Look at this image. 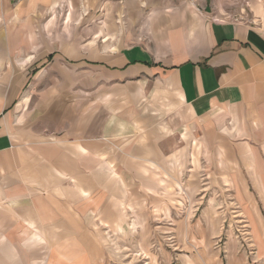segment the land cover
<instances>
[{"label": "crops", "instance_id": "1", "mask_svg": "<svg viewBox=\"0 0 264 264\" xmlns=\"http://www.w3.org/2000/svg\"><path fill=\"white\" fill-rule=\"evenodd\" d=\"M38 1L0 0V13ZM44 2L73 3L72 51L46 49V62L50 72L59 71L57 56L68 61L71 71L58 77L79 87V100L66 103L64 84L35 89L40 71L29 74L30 61L0 69V264L76 256L61 243L83 241V222L96 213L92 191L80 190L93 178L97 193L99 145L139 146L156 130L163 101L173 129L184 128L175 143L191 145L200 133L216 160L237 163L234 200L253 216L264 263V0Z\"/></svg>", "mask_w": 264, "mask_h": 264}, {"label": "rangeland", "instance_id": "2", "mask_svg": "<svg viewBox=\"0 0 264 264\" xmlns=\"http://www.w3.org/2000/svg\"><path fill=\"white\" fill-rule=\"evenodd\" d=\"M16 4L0 13V69L9 71L12 63L22 68V62L30 61L28 73L40 71L35 89H61L64 84L70 95L66 103L79 100L73 97L79 87L58 77L59 71H71L68 61L57 56L59 71L50 72L53 63L46 62V49L59 55L72 51L73 3H50V8L44 0L33 8ZM41 70L52 74L48 83V74L41 75ZM31 84L29 80L23 91ZM35 95L33 101L40 100L34 90ZM167 102L161 104L153 135L137 139L139 146L132 139L101 142L97 193L93 178L84 179L86 187L80 190L87 196L92 191L96 213H88L83 222V241L61 243L76 256L51 257L49 264H264L262 247L252 236L253 216L234 200L237 163L216 160L215 150L202 145L200 133L191 145L175 143L177 131L184 128L173 129L176 123ZM260 211L264 216V209Z\"/></svg>", "mask_w": 264, "mask_h": 264}]
</instances>
